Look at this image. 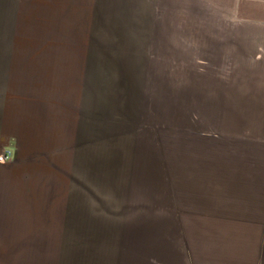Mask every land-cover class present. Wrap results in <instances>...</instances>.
Wrapping results in <instances>:
<instances>
[{
	"label": "crops",
	"instance_id": "crops-1",
	"mask_svg": "<svg viewBox=\"0 0 264 264\" xmlns=\"http://www.w3.org/2000/svg\"><path fill=\"white\" fill-rule=\"evenodd\" d=\"M165 80L222 82L189 127L220 214L177 213L160 143L135 151ZM0 155V264H264V0H0Z\"/></svg>",
	"mask_w": 264,
	"mask_h": 264
},
{
	"label": "rangeland",
	"instance_id": "rangeland-1",
	"mask_svg": "<svg viewBox=\"0 0 264 264\" xmlns=\"http://www.w3.org/2000/svg\"><path fill=\"white\" fill-rule=\"evenodd\" d=\"M172 27L169 18L167 19ZM182 24V44L186 40L206 41L213 40L211 34H201L193 31L185 32V26ZM168 43V37H167ZM173 66L167 65L168 72H172ZM184 74V73H183ZM144 81L142 94L144 102L142 104L139 120L134 124L135 151L139 139L142 136H153L162 149V155L166 158V173L168 180L172 184L174 203L178 212H183L184 216L201 217L220 214L223 211L222 202L210 200L212 195L202 192V182L193 181L191 170V158L196 152V142L199 134L189 128L191 124L197 122H216L219 117V102L221 81H190V80H165L150 84ZM160 86V90L158 88ZM152 107L151 112L148 110ZM143 119V121H142ZM150 120H154L155 128L151 127ZM159 122V123H158ZM160 124V127H158ZM153 131V132H152ZM123 136L119 134V138ZM142 145V144H141ZM143 146V145H142ZM200 152L205 153L206 150ZM132 189L127 197V201L135 202V207L142 198L138 195H132ZM202 193L204 197H202ZM183 199V200H182ZM174 205V207H175ZM151 216H157L158 212L166 211L163 208H157L150 202L148 206ZM134 213L141 212L137 208ZM191 211V212H189Z\"/></svg>",
	"mask_w": 264,
	"mask_h": 264
},
{
	"label": "built area",
	"instance_id": "built-area-1",
	"mask_svg": "<svg viewBox=\"0 0 264 264\" xmlns=\"http://www.w3.org/2000/svg\"><path fill=\"white\" fill-rule=\"evenodd\" d=\"M2 159L1 155H0V160Z\"/></svg>",
	"mask_w": 264,
	"mask_h": 264
}]
</instances>
